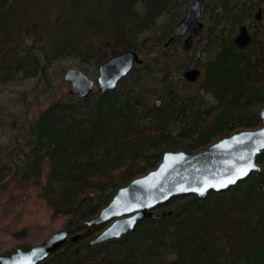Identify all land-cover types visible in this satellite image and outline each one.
<instances>
[{
	"label": "trees",
	"instance_id": "16d2710c",
	"mask_svg": "<svg viewBox=\"0 0 264 264\" xmlns=\"http://www.w3.org/2000/svg\"><path fill=\"white\" fill-rule=\"evenodd\" d=\"M189 1L0 0V99L22 81L51 86L63 59L99 67L124 50L142 59L106 91L67 92L38 108L26 92L22 114L0 105V142H10L0 147V180L37 189L78 234L39 264H264V150L260 169L227 189L173 196L156 207L171 215L90 242L109 221L86 222L165 151H197L262 125L264 0H205L197 43L168 42ZM244 23L253 41L239 46ZM195 67L202 76L191 82L184 72Z\"/></svg>",
	"mask_w": 264,
	"mask_h": 264
},
{
	"label": "water",
	"instance_id": "95a60500",
	"mask_svg": "<svg viewBox=\"0 0 264 264\" xmlns=\"http://www.w3.org/2000/svg\"><path fill=\"white\" fill-rule=\"evenodd\" d=\"M204 1L192 0L188 4L168 42L188 34L185 43L191 44L200 35L205 26L202 19ZM252 41L248 25H240L235 43L246 46ZM141 62L138 51L124 50L109 56L99 65L97 80L78 66L68 67L63 77L71 85V94L87 97L97 83L100 91L114 88ZM201 75L202 70L197 67L184 72V77L191 82L197 81ZM260 115L262 125L258 128L234 132L197 151H165L155 168L119 187L98 215L86 222L91 225L109 221L90 242L95 244L119 238L134 229L143 218L158 220L171 215L172 209L159 210L156 207L173 196L196 194L204 197L209 191L225 190L260 169L257 156L264 150V106ZM77 237L78 234L70 235L66 228L59 229L38 244L28 248L16 247L1 254L0 264H39L68 240L75 241Z\"/></svg>",
	"mask_w": 264,
	"mask_h": 264
},
{
	"label": "rangeland",
	"instance_id": "374dc122",
	"mask_svg": "<svg viewBox=\"0 0 264 264\" xmlns=\"http://www.w3.org/2000/svg\"><path fill=\"white\" fill-rule=\"evenodd\" d=\"M253 25L251 26L253 27ZM187 35L183 37V41L187 39ZM198 37L193 39L189 44L190 47L197 43ZM198 45L201 46L200 43ZM70 66L84 69L97 80L98 67L94 63H81L74 58L63 59L54 62L51 67L50 78L53 86L42 82L38 83L37 80L19 82L12 85L6 92L7 94L2 96L0 105L11 104L14 106L11 107L12 112L16 111L22 114V111L30 103L29 97L33 98L32 107L38 108L48 97L64 96V93L69 92L71 85L63 77L65 70L61 72V69ZM98 86L97 83L96 89ZM41 89L47 91L41 93ZM26 92L30 94L28 98L25 96ZM34 93L39 97H34ZM7 143L10 142H0L2 150ZM65 222V216L53 215L50 208L38 196L37 189L21 188L12 182L9 176L0 180V254L8 253L20 244L31 246L38 244L51 233L64 228Z\"/></svg>",
	"mask_w": 264,
	"mask_h": 264
},
{
	"label": "bare ground",
	"instance_id": "6f19581e",
	"mask_svg": "<svg viewBox=\"0 0 264 264\" xmlns=\"http://www.w3.org/2000/svg\"><path fill=\"white\" fill-rule=\"evenodd\" d=\"M202 76V75H201Z\"/></svg>",
	"mask_w": 264,
	"mask_h": 264
},
{
	"label": "snow or ice",
	"instance_id": "6c2138e0",
	"mask_svg": "<svg viewBox=\"0 0 264 264\" xmlns=\"http://www.w3.org/2000/svg\"><path fill=\"white\" fill-rule=\"evenodd\" d=\"M234 182V181H233Z\"/></svg>",
	"mask_w": 264,
	"mask_h": 264
}]
</instances>
